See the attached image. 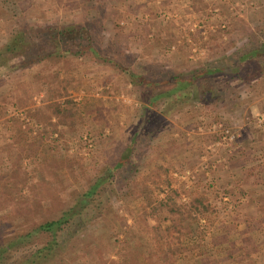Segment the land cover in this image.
<instances>
[{
  "label": "rangeland",
  "instance_id": "obj_1",
  "mask_svg": "<svg viewBox=\"0 0 264 264\" xmlns=\"http://www.w3.org/2000/svg\"><path fill=\"white\" fill-rule=\"evenodd\" d=\"M87 20L96 25V46L135 70L189 69L238 47H264V0H0V45L17 26ZM261 51L260 72L221 76V97L190 99L168 113L138 146L135 180L125 184L114 173L84 208L85 190L110 172L138 123L142 87L88 54L8 71L0 80V243L73 207L83 219L60 230L63 248L52 260L35 264H148L160 217L151 207L176 187L182 202L204 192L215 205L214 215L188 220L184 231L226 234L217 244L222 264H264V151L240 154L259 166L254 180L244 177L252 163L234 171L228 156L242 126L257 124L260 136L253 133L264 139V103L253 97L257 82L264 95ZM20 97L24 106L16 105ZM51 101L67 107L70 125L45 119Z\"/></svg>",
  "mask_w": 264,
  "mask_h": 264
},
{
  "label": "trees",
  "instance_id": "obj_2",
  "mask_svg": "<svg viewBox=\"0 0 264 264\" xmlns=\"http://www.w3.org/2000/svg\"><path fill=\"white\" fill-rule=\"evenodd\" d=\"M95 26L91 20L84 23L26 24L17 26L0 45V80L8 71H15L51 56L71 53L88 54L96 60L116 64L142 87L144 97L138 123L127 144L110 166V172L99 176L85 190L84 197L87 201L81 200L85 201L83 208L89 201L93 202V194H98L101 184L114 173H119L126 180L125 184L133 181L136 175L133 173L141 162V153H136L139 144L152 139L151 132L158 130L160 125L156 124L165 122L168 113L174 108L180 109L190 99L206 102L217 95L221 97L225 90L224 83L219 80L221 76L226 79L240 77L243 72L251 70V77L260 72L262 68L257 65V57L262 52L261 48L264 51V47L258 46H251L249 49L238 47L219 59L210 58L189 69L142 67L135 70L122 61L107 56L96 46ZM17 100V106H24L27 102L25 97ZM45 106L50 110L45 119L49 120L50 116L56 115L54 124H71L67 120L71 116L67 107L55 101L47 102ZM135 158H138L137 161ZM143 185L142 190L147 188V184ZM171 191L175 195L170 194ZM171 191L151 207L152 212L160 217L154 225L155 251L147 255L148 264H222L223 259L216 257L219 252L217 244L226 234L204 235L202 231H184L188 220L198 222L205 216L209 218V215L215 214V205L211 203L209 196L204 192H197L187 202H182L176 197L178 189L175 187ZM219 202L221 203V199ZM70 209L56 218L32 224L25 232H17L9 241L0 243V264H35L41 260H52L57 255L56 250L63 248L58 241L60 230L72 220L77 223L83 219L80 215L82 209ZM163 221L168 222L162 225ZM40 232H44L46 238L42 243L38 240ZM200 247H204L203 252L200 251L203 254L197 259L194 255Z\"/></svg>",
  "mask_w": 264,
  "mask_h": 264
},
{
  "label": "crops",
  "instance_id": "obj_3",
  "mask_svg": "<svg viewBox=\"0 0 264 264\" xmlns=\"http://www.w3.org/2000/svg\"><path fill=\"white\" fill-rule=\"evenodd\" d=\"M258 84L259 83L257 82L256 88H255V90L257 92H255L256 95H254L253 97L259 96L256 100H261V102L264 103V95H261L259 93L261 86H259ZM257 126L258 125L256 124L255 125V129L253 127H251V126H248L247 128L246 127L244 128L242 126L243 129L240 130L241 131V135H239L237 140L229 148L228 156H230V159H231L230 164L235 162V164H233V167L231 165L232 170L237 171L239 169L240 171L244 172V170H242L243 164H245V168H246L247 165L252 163V166H251L252 170H249L248 168L245 169V172H248V174L245 173V175H244L246 180H249V179H253L254 180L255 177H257V173H259V171H260L259 166H257V164H254L252 157H250V156L244 157V158L241 157L242 155H245L244 154L245 151H246V153L250 152V151L254 152L256 149H262L264 151V139H261L259 137L260 133L258 131L259 129H257V128H259V126L258 127ZM253 129L255 131H258L259 136L256 135L258 137V139L254 135V133H253L254 130ZM250 131H252L251 134H249ZM240 154H241V156H240ZM263 172L264 171L261 170V173H263ZM245 188L247 189V187H245Z\"/></svg>",
  "mask_w": 264,
  "mask_h": 264
},
{
  "label": "built area",
  "instance_id": "obj_4",
  "mask_svg": "<svg viewBox=\"0 0 264 264\" xmlns=\"http://www.w3.org/2000/svg\"><path fill=\"white\" fill-rule=\"evenodd\" d=\"M193 25H194V23H193ZM260 121L263 123V125H264V113L261 115V117H260ZM223 136H229V135H223Z\"/></svg>",
  "mask_w": 264,
  "mask_h": 264
}]
</instances>
